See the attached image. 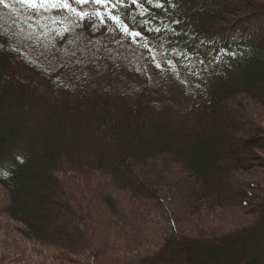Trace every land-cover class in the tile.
<instances>
[{
    "label": "trees",
    "instance_id": "trees-1",
    "mask_svg": "<svg viewBox=\"0 0 264 264\" xmlns=\"http://www.w3.org/2000/svg\"><path fill=\"white\" fill-rule=\"evenodd\" d=\"M111 4L135 84L106 58L93 80L59 54L29 66L0 33L1 230L40 264H264V0ZM158 209L172 227L152 243L136 222Z\"/></svg>",
    "mask_w": 264,
    "mask_h": 264
},
{
    "label": "rangeland",
    "instance_id": "rangeland-1",
    "mask_svg": "<svg viewBox=\"0 0 264 264\" xmlns=\"http://www.w3.org/2000/svg\"><path fill=\"white\" fill-rule=\"evenodd\" d=\"M36 2L38 3L39 0H36ZM54 3H56V0H49L44 7H38L36 9L30 8L27 4L19 3L17 0H3L0 3V33L4 35L5 33H9V36L14 41L12 49L17 57H21L26 61L27 65L33 67L47 66L56 54L62 55L61 59H67L69 62L71 58L72 60L74 58L77 64H80L86 69L83 71V76L90 80L95 79V75L92 74L93 72L89 68L97 65L102 58H106V64L114 65V71L118 76L124 78L125 74H127L125 80L128 81V76H131L129 83L134 82L133 78L140 65L139 56L131 46H122L118 53L117 48L120 47L116 43L118 44L119 39L112 38L110 33H108L110 29L109 22L111 20L104 16L105 12L114 16L111 10L115 6L111 2L101 6L91 2L77 4L70 0V7L76 10L75 13L59 5L52 7ZM5 4L8 6L5 7ZM97 12L101 13L100 17L96 15ZM101 18L104 20L103 23H101ZM89 35L93 36V40L90 43L87 42V38L90 39ZM102 36H105V38H102ZM134 38V36L129 34L128 39L130 41H133ZM103 39L105 41V43L103 42L104 47H102ZM90 56H92V60ZM113 61L114 64H112ZM20 63L23 64L22 62ZM92 70L94 72L97 71L96 69ZM29 76L34 78L36 75L30 72ZM39 78L35 77L32 80L37 83ZM262 154L264 156V153ZM262 171L264 173V170ZM255 178H264V174L262 176L257 174ZM260 191L263 193V185ZM2 197L3 195L0 192V200ZM258 197L260 201L262 197ZM256 201L257 207L260 206L258 200L251 201L253 205L248 208V210L250 209L249 211L255 210L254 203ZM102 211L96 208L93 210L96 216H99ZM135 213L133 212L132 214ZM132 214L128 212L127 221L135 219L134 216L139 219L145 218V215L135 214L133 216ZM148 214L150 215L146 219L147 224L142 225L136 222V225L146 228L147 231L155 232L153 234L151 233L150 240L154 243L160 234L158 232L163 230L164 226L167 230L172 226L170 227V219L166 216L165 209L155 210ZM243 218L245 220L249 219L244 215ZM226 225L227 222H223L219 230H225ZM7 226L12 227L13 224L0 218V264L42 263L41 256L37 251L39 248L30 243L23 242L10 230H1ZM187 227H191L190 224L188 226H181L182 229ZM42 252L44 253V257L48 256V253L43 250ZM120 252L109 251L100 260L103 264H112L116 258L126 255V253ZM87 258L82 255L78 259L84 264H93L92 260Z\"/></svg>",
    "mask_w": 264,
    "mask_h": 264
},
{
    "label": "snow or ice",
    "instance_id": "snow-or-ice-1",
    "mask_svg": "<svg viewBox=\"0 0 264 264\" xmlns=\"http://www.w3.org/2000/svg\"><path fill=\"white\" fill-rule=\"evenodd\" d=\"M2 2H3V0H0V3H2ZM17 2L27 4L30 8L36 9L38 7H44L45 4H47L49 2V0H39L38 3L36 2V0H17ZM72 2L77 3V4H86V3L91 2V3H94L96 5L104 6L107 3H110L111 0H72ZM133 2H135V0H133ZM58 5L62 6L64 9L70 10L74 13L76 11L74 8L70 7V0H56V3L52 4V7H57ZM4 6L7 7L8 5L5 4ZM85 15H87V14L85 13ZM96 15L98 17H100L101 13L97 12ZM104 16H106L107 19L111 20L113 23H116L118 26H120L121 30L123 32L128 33V28L126 26L120 25V20L118 17L112 16L108 12H105ZM81 18H83V17H81ZM103 22H104V20H103V18H101V23H103ZM130 35L136 37V36H139L140 34L136 33V32H132V33H130Z\"/></svg>",
    "mask_w": 264,
    "mask_h": 264
}]
</instances>
